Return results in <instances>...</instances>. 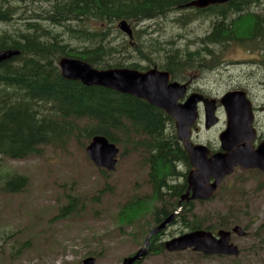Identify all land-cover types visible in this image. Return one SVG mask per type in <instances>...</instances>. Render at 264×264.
Listing matches in <instances>:
<instances>
[{"label": "trees", "instance_id": "obj_1", "mask_svg": "<svg viewBox=\"0 0 264 264\" xmlns=\"http://www.w3.org/2000/svg\"><path fill=\"white\" fill-rule=\"evenodd\" d=\"M189 1L0 0V24L6 25L0 31V49L20 50L18 55L0 62V166L5 158L22 160L41 155L46 146L65 149L73 139L85 146L93 136L106 135L123 146V154L140 152V165L148 166L151 192L129 199L117 213L119 224L127 227L143 224L148 216L150 221L141 228L147 237L154 226L179 208L181 196L188 188L191 162L178 137L175 119L145 99L65 77L59 60L69 56L100 69H142L148 66L142 61L145 59L152 65L168 67L175 76V70L184 72L214 58L219 43L225 47L229 41L264 40V11L255 10L264 9V0H232L206 8L181 7ZM169 14H175L174 21L181 26L204 21V33L182 46L176 42L162 45L155 42L156 35L143 38V32L146 36L150 32L135 28L132 43L113 25L127 19L135 27L139 22ZM194 45L196 48H192ZM28 180L27 175L10 174L1 189L6 194L21 193ZM68 197L59 208L58 218L75 211L78 199ZM196 202L204 200L184 201L169 226L180 223L189 230L217 231L242 222L239 211L231 206L228 211L218 212V221L208 224L207 217L194 213ZM167 229L152 237L149 253L166 250L161 239ZM12 248L15 254L23 250L20 246Z\"/></svg>", "mask_w": 264, "mask_h": 264}, {"label": "rangeland", "instance_id": "obj_2", "mask_svg": "<svg viewBox=\"0 0 264 264\" xmlns=\"http://www.w3.org/2000/svg\"><path fill=\"white\" fill-rule=\"evenodd\" d=\"M174 18L175 14H169L139 22L133 28L150 32L147 36L143 32V38L156 35L155 42L160 41L162 45L176 42L177 46H182L204 33V21L181 26ZM117 23L113 25L119 28ZM4 27L6 25L0 24V31ZM260 44L257 42L255 48L248 49L237 42H229L221 54L189 69L187 79L199 86L198 90L214 97L211 93L221 84L219 68L225 81L235 80L238 75L255 78L249 63L255 60L253 53L260 51ZM142 61L147 63L145 59ZM253 92L262 101L260 112L264 113V85L259 84ZM222 115L223 122L215 127L195 129L196 139L207 145H218L219 134L227 120L225 112ZM88 143L83 146L73 139L65 149L46 146L41 155L1 161L0 264H83V259L89 255L97 258L96 264H122L126 257L142 247L146 235L141 228L150 218L146 216L144 223L137 227H127L119 224L117 213L129 199L151 192L147 182L148 166L140 165L143 160L140 152L123 154V146L118 145L120 155L116 169L106 170L109 173L106 175L87 154ZM181 167L186 170L185 166ZM252 170L237 168L224 180L214 199L196 202L194 206V213L207 217L208 224L218 221V212L228 211L231 206L239 211L240 224L249 231L247 236L233 235L232 240L241 249L240 255L212 256L192 249L165 250L159 254L149 253L136 264H264V174ZM16 173L28 176L26 190L4 193L1 189L4 179ZM69 195L78 199L75 211L58 218L59 208ZM179 224L169 226L161 240L187 229ZM29 242V247L24 246ZM13 246L23 247V250L15 254Z\"/></svg>", "mask_w": 264, "mask_h": 264}, {"label": "water", "instance_id": "obj_3", "mask_svg": "<svg viewBox=\"0 0 264 264\" xmlns=\"http://www.w3.org/2000/svg\"><path fill=\"white\" fill-rule=\"evenodd\" d=\"M230 0H191L183 7L205 8L212 4ZM118 27L132 40L134 29L127 19H121ZM20 53L19 49H0V62L10 59ZM59 66L65 77L81 80L86 85H101L128 93L165 109L176 120L179 139L188 151L193 168L188 174V188L181 196L180 206L160 224L151 229L142 248L134 255L124 259L123 264H134L149 253L153 236L173 222L183 208V201L209 199L216 192L219 184L231 175L236 166L243 169L258 168L264 172V140L255 147L253 140L256 131L253 127V111L251 102L244 90L227 92L221 102L227 116V126L219 138L222 150L211 153L206 144H195L192 141V128L200 117L199 102L204 103L205 127L210 128L219 122L217 115V99L205 97L202 93H190L184 102L181 98L187 96L188 85L172 80L171 73L157 67L140 71L129 67H111L100 69L91 63L76 57L63 56ZM86 151L93 162L100 168L115 170L120 148L106 135L97 134L92 137ZM233 234L247 235L245 228L237 224L231 229H219L216 233L199 228L173 236L164 242L170 252L193 249L207 255L238 256L239 246L232 242ZM96 257L88 256L83 264H95Z\"/></svg>", "mask_w": 264, "mask_h": 264}, {"label": "flooded vegetation", "instance_id": "obj_4", "mask_svg": "<svg viewBox=\"0 0 264 264\" xmlns=\"http://www.w3.org/2000/svg\"><path fill=\"white\" fill-rule=\"evenodd\" d=\"M256 11L260 12V11H264L263 8H256ZM229 42H237V41H229ZM229 42H226L229 43ZM260 42V47L258 52H254L253 53V57L255 58L254 61H252L251 63H249V68L253 71L255 78L254 77H244L241 75H238L235 80H230V81H225L223 79V71L221 68L218 69L219 75H220V86L218 88H216L211 94L214 95L216 97V99L218 100V115L220 116V122H223V115L222 113L225 112L223 105L220 103V99L230 90H235V89H242L245 90V92L247 93V96L251 102V106H252V111H253V127L256 131V138L253 140V145L255 147H257L263 140H264V113L260 112V105L262 103V101L260 99H257L256 96L258 97V95L254 94L253 90L259 86V84L264 85V40H255V41H247V42H237L243 46H245L248 49H253L255 48V43ZM222 43H219V50L217 51V55L222 53ZM263 49V50H262ZM216 57V56H215ZM214 57V58H215ZM210 58V57H209ZM168 62V61H167ZM219 63H221V61H219ZM149 67L143 68L141 70H146L148 68L151 67H158L159 69L162 70H169L168 67L165 66V68L163 67H159L157 64L154 65H148ZM194 67H190L188 69H186V71L182 72L181 70H178L176 72V75L178 74H184L182 79V82H186L189 86V92H193L195 90H198L197 88H200L199 86H196L194 83H192V81L188 78V74H186L188 72L189 69H192ZM172 72V71H171ZM172 79L174 80V74L172 72ZM224 80V83H222ZM223 87V88H221ZM204 94V93H203ZM205 94H207L205 92ZM204 94V95H205ZM205 96H209L208 94ZM185 101V98L181 99V102ZM200 109L203 108V104L200 103L199 104ZM220 124V123H219ZM218 125V124H217ZM226 125V124H225ZM197 127L193 128V142L194 143H200V140H197L195 135V129L201 130V127L204 126V118H202V114L201 117L196 125ZM225 128V126H224ZM211 149V152H215V151H219L221 150V146L220 144L216 145V146H212V145H208ZM216 148V149H215ZM242 169V170H247V169H243L240 168L239 166L236 167V169ZM235 169V170H236Z\"/></svg>", "mask_w": 264, "mask_h": 264}, {"label": "bare ground", "instance_id": "obj_5", "mask_svg": "<svg viewBox=\"0 0 264 264\" xmlns=\"http://www.w3.org/2000/svg\"><path fill=\"white\" fill-rule=\"evenodd\" d=\"M67 3V2H66ZM71 3V2H70ZM75 3V2H74ZM78 4V3H77ZM74 6V5H73ZM77 6V5H76ZM166 7H167V5H166ZM76 8V7H75ZM164 9V8H163ZM67 10V9H66ZM76 10V9H75ZM79 10V9H78ZM235 10H237V9H235ZM239 14V13H238ZM77 15V14H76ZM231 15V14H230ZM233 16V15H232ZM118 24V23H117ZM37 50V49H36ZM251 57V56H250ZM249 58V57H248ZM252 58V57H251ZM253 60V59H252ZM6 62V61H5ZM10 63V62H9ZM97 68H99V67H97ZM152 104V103H151ZM155 108H157V107H155ZM147 120V119H146Z\"/></svg>", "mask_w": 264, "mask_h": 264}]
</instances>
